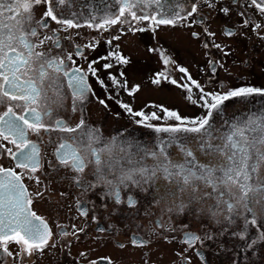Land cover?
Masks as SVG:
<instances>
[{
  "label": "snow or ice",
  "instance_id": "6c2138e0",
  "mask_svg": "<svg viewBox=\"0 0 264 264\" xmlns=\"http://www.w3.org/2000/svg\"><path fill=\"white\" fill-rule=\"evenodd\" d=\"M161 2L114 0L118 6L115 12L111 11V5H106L109 10L103 16L93 14L81 24L60 11L61 6L70 4V0H0V106L5 109L0 113V141H3L0 150L14 162V167L10 168L0 163V251L3 253L13 256L9 245L15 244L20 248L15 255L22 262L26 256L42 255L48 247L55 246L53 232L44 218L33 210V199L23 182L25 173H37L41 168L39 147L29 134L41 138L42 133L53 131L68 134L56 146L55 156L59 165L76 174L73 179L77 186L83 187L82 176L89 169L94 177V181L88 184L89 188L103 185L116 204L126 202L129 207H135L137 201L132 195H127L126 201H122V192L133 189L143 192L163 179L166 182L165 192L159 200L171 199L174 202L167 208L168 212L206 214L217 223H224L225 228L242 221V225H238L240 231L233 235L241 240L249 239L246 234L251 226L258 232V240L264 243V113H250L225 120L221 128H216L213 120L214 113L222 115L225 101L253 94L264 95V89L247 87L223 94L208 93L183 67H179L178 71L187 77L190 84H179L165 73H157L151 81L154 85H159L163 79L185 88L188 93L192 92V86L199 89L200 106L207 110V115L187 119L161 106L166 117L178 123L166 126L146 124L157 133L168 134L166 138H158L153 147L117 138L102 141L99 130L88 128L83 118L72 127L53 115L54 110L64 106L68 92L73 101L72 110L76 111L91 89L83 69L75 67L69 70L68 62L75 63L73 54L52 55L50 49L44 50L48 42L57 49L62 47L61 38L50 23L61 26L62 31L84 26L108 31L120 26L121 32L123 25L127 24L128 31L136 33L144 32L146 28L156 32L162 26L176 27L189 17L193 18V22H203L195 20L199 11L196 0L184 14L177 12L169 16L161 11H149L153 5L158 8ZM203 3L208 8H215V0H203ZM248 4L264 16V0H248ZM40 6L44 11L36 18L35 12L39 11ZM219 11L227 15L230 8L222 7ZM240 15L246 14L241 12ZM140 24L145 27H137ZM250 24V18L244 19V26ZM252 27L261 29L264 25L255 23ZM226 35L233 33L227 32ZM192 36L197 37L198 34L193 32ZM65 38H71V33ZM119 39L120 36H113L108 43ZM87 47L94 50L95 45L89 44ZM205 47L208 45L205 44ZM215 47L221 46L216 44ZM82 54L77 47L75 55ZM109 55L115 56L121 64L129 63L124 56L116 53ZM162 59L165 66L171 63L163 55ZM94 63L98 61L90 62L87 70L93 76L97 72ZM112 67L110 63L104 64L105 69ZM112 79L116 83V79ZM100 83L103 86V82ZM122 86L127 87V81ZM136 91H139L138 85L128 89L129 95ZM186 98L192 101L191 95ZM99 103L107 107L104 100ZM121 107L132 116L140 117L138 123L162 118L156 113L149 116L142 111H133L127 104H121ZM191 142H195V150L190 147ZM9 144L12 147H7ZM173 146L180 153L179 160L169 152ZM197 151L206 158L205 163L200 162ZM148 159L153 161L151 165L146 163ZM28 178L40 182L38 177ZM35 195L42 196L43 193L37 192ZM81 215L87 216V212L82 211ZM72 227L74 231L71 234L79 239L84 228ZM68 234L61 232L64 236ZM201 239L191 231L184 235V243L190 246H195ZM257 242L256 239H249L248 249L256 246ZM143 243L133 241L134 245ZM119 247L123 248L124 245ZM91 264H96V261Z\"/></svg>",
  "mask_w": 264,
  "mask_h": 264
},
{
  "label": "flooded vegetation",
  "instance_id": "af4514ba",
  "mask_svg": "<svg viewBox=\"0 0 264 264\" xmlns=\"http://www.w3.org/2000/svg\"><path fill=\"white\" fill-rule=\"evenodd\" d=\"M196 2L199 11L195 20H202V23L193 22V18L189 17L176 27L162 26L156 32L146 28L144 32L133 33L128 31L127 24L123 25V32L120 26L108 31H97L86 26L62 31L61 26L51 22L50 27L57 30L56 35L61 38L62 47L57 49L48 42L44 50L50 49L52 55L73 54L75 63L68 62L69 70L75 67L83 69L91 89L87 99L78 104L76 111L72 110L73 101L68 92L64 106L54 110L53 115L72 127L83 118L88 128L99 130L102 141L117 138L120 141L130 140L153 147L158 138L162 136L166 138L168 134L157 133L153 128L145 126L169 125V119L161 111L162 104L157 102L154 96L158 91V85L151 83L157 73L161 72L174 79L169 75L171 73L169 65L165 66L162 55L168 60L169 57L158 53L159 32L164 30L175 36L176 34L184 36L185 40L193 44L197 54L194 60L197 62H191L192 66L184 63L179 67L185 68L205 92L223 94L229 90L247 87L264 89V27L261 29L252 27L255 23L264 25V16H261L254 7H249L248 0H215V8H208L203 0ZM192 3L193 0H162L158 8L153 5L149 11H161L169 16L177 12L184 14L190 10ZM106 5H111L113 12L118 7L114 0H70V4L61 6L60 11L67 18L84 24L93 14L103 16L109 10ZM222 7H229V14L225 15L219 11ZM43 11V6H40L39 11L35 12V17L39 18ZM241 12L246 15H240ZM246 18H250L252 24L244 26L243 21ZM137 27L145 25L140 24ZM193 32L198 36L193 37ZM227 32H232L233 35L228 36ZM70 33L71 38L66 39ZM207 33L215 35L210 36ZM113 36H120V39L112 40L109 44L108 41ZM89 44L95 45L94 50L87 47ZM205 44L208 45L207 48ZM216 44L221 47L216 48ZM77 47L83 53L80 56L75 55ZM109 53L124 56L129 63L121 64ZM158 56L161 57L160 61ZM101 57L107 59H100ZM92 61H98L93 64L97 69L95 76L87 71ZM106 63L112 64L113 67L105 69ZM112 77L116 79V83ZM100 81L103 82V86ZM124 81H127V87L122 86ZM177 82L190 84L187 77H184L181 83L178 80ZM137 85L139 91L129 95L128 89ZM173 86L182 89L181 94L190 106L200 107L202 101L199 89L192 86V91L194 90L198 96L196 99L193 93H188L185 88ZM144 92L148 93L143 97ZM188 95L192 96V101H196L197 105L186 98ZM100 100H104L107 107L100 104ZM121 104H127L133 111H142L149 116L156 113L162 118L138 123L141 118L129 114ZM165 109L169 110V106L166 105ZM222 109L219 118L225 120L250 113H264V95L253 94L246 98H232L224 102ZM4 110V107L0 106V113ZM199 113V116L204 113L207 115V110L201 107ZM66 135L68 134L59 131L42 133L41 138L29 134L30 139L39 147L41 168L37 173H25L23 181L33 199V210L44 218L53 232L55 246L48 247L42 255L37 253L31 257L26 256L21 262L15 255L20 251L19 246L10 244L9 251L13 256L0 251V264H91L92 261H96V264H109V261L111 264H264V247L258 240V234L257 245L252 249L247 247L249 239H254L251 226L246 234L249 239L241 240L233 235L240 231L238 225H242V221L228 228L224 227V236L219 239L214 238L218 232L213 229L220 228V223L215 220L212 219L208 223L206 233L204 229L206 222L201 216L187 212L183 214L168 212L167 208L172 200H159L165 192V188L160 187L161 184H166L163 179L143 192L138 189L122 192V201H126L127 195H132L137 201L135 207H129L126 202L116 204L103 185L89 188V182L94 181L89 169H86L82 176L83 187L77 186L73 179L76 174L71 169L59 165L55 156L56 146ZM7 147L12 145L9 144ZM0 163L5 167H14V162L3 155L2 150ZM146 163L151 165L153 161L148 159ZM29 176L38 177L40 182L37 183L36 179H30ZM37 192L43 195L36 196ZM82 211H86L87 216H82ZM197 220L198 226H194L193 222ZM157 222L163 227L158 226ZM73 225L77 229L84 228L79 239L71 234L74 231ZM184 225L188 227L185 228ZM187 231L195 232L202 238L201 241L196 242L195 246L185 244L183 234ZM61 232L69 234L64 236ZM133 241L144 243L134 245ZM121 244L124 245L123 248L119 247ZM197 249L203 251L197 253Z\"/></svg>",
  "mask_w": 264,
  "mask_h": 264
},
{
  "label": "rangeland",
  "instance_id": "374dc122",
  "mask_svg": "<svg viewBox=\"0 0 264 264\" xmlns=\"http://www.w3.org/2000/svg\"><path fill=\"white\" fill-rule=\"evenodd\" d=\"M172 32V31H171ZM177 36L173 35L172 33L164 30L159 32V37H158V41H157V48H158V53H163L164 55H167L169 57V61L171 62L169 64V72H171L169 75L173 76V78L176 80L177 77H179L180 79H177L180 83L181 80H183V78L185 77L183 75V73H180L178 71V67L182 66V64H187L188 66H192V63H196L197 61L194 60V57H196V50L193 47V44L190 41L185 40L184 36H180L179 34H176ZM157 50V49H155ZM203 53V51H201ZM159 61H160V56H158ZM193 60V61H192ZM142 73L144 74V71H142ZM149 75V74H148ZM133 76V74H132ZM147 76V75H146ZM170 78V77H169ZM156 92H158V95H156V92L154 93V96L157 100V102L161 103L163 108H166V105L169 106V111H175L177 112L179 115H181L184 118L187 119H192V118H200L206 115V113H204L203 115L199 116V109L200 107L197 106H190L188 104V102H186V100L184 99V97L181 94V90L182 89H176L172 84L167 83L165 80H161V83L158 85ZM169 91V92H168ZM168 92V94L166 93ZM148 92H144L143 93V97L146 96ZM193 96L197 99L198 96L195 93V91H192ZM197 105V103H196ZM215 116L213 117V120L215 122V126L216 128H221L224 125V121L225 119H220L218 114H214ZM178 123L172 119H169V124H175ZM190 147L193 148V150L196 149V144L195 142H191ZM170 149V153L172 154V157L174 159L179 160L180 159V153L177 150V148L175 146L169 148ZM196 155L199 157L200 162L201 163H205L206 162V158L200 153V152H196ZM166 184H161L160 187L161 188H165ZM172 201L169 202V205H172ZM178 203V201L176 202ZM195 216L200 217L201 219L204 220L206 223V225L204 226V229L206 230V233L208 232V228L209 226L208 223L212 220L208 215L206 214H194ZM200 220V219H198ZM193 222L195 223V225L198 226L199 221ZM240 221L237 222V224H239ZM235 225V224H233ZM220 228L213 229L215 230V232H218L217 234L214 235V238H221L222 236H224V227L225 224L224 223H220ZM251 231H253L254 234V239L257 238V234L258 232L256 230H254L251 227ZM227 233V232H226ZM229 235V233H227ZM264 247V243L262 244ZM264 251V249H263Z\"/></svg>",
  "mask_w": 264,
  "mask_h": 264
},
{
  "label": "water",
  "instance_id": "95a60500",
  "mask_svg": "<svg viewBox=\"0 0 264 264\" xmlns=\"http://www.w3.org/2000/svg\"><path fill=\"white\" fill-rule=\"evenodd\" d=\"M188 232V231H187ZM192 232V231H191ZM186 233V232H185ZM185 233L183 234V237H184V235H185ZM192 233H195V232H192ZM196 234V233H195ZM203 250L202 249H197V253H200V252H202Z\"/></svg>",
  "mask_w": 264,
  "mask_h": 264
}]
</instances>
